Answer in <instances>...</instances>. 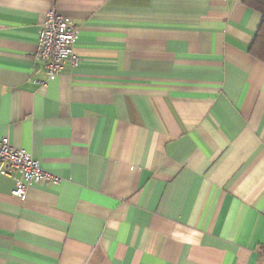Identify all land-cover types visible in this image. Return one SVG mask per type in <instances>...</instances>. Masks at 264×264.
Here are the masks:
<instances>
[{
	"label": "crops",
	"instance_id": "crops-1",
	"mask_svg": "<svg viewBox=\"0 0 264 264\" xmlns=\"http://www.w3.org/2000/svg\"><path fill=\"white\" fill-rule=\"evenodd\" d=\"M77 29L40 86L48 11ZM243 0H0V264H264V63Z\"/></svg>",
	"mask_w": 264,
	"mask_h": 264
},
{
	"label": "built area",
	"instance_id": "built-area-1",
	"mask_svg": "<svg viewBox=\"0 0 264 264\" xmlns=\"http://www.w3.org/2000/svg\"><path fill=\"white\" fill-rule=\"evenodd\" d=\"M76 38L77 29L68 20L54 10L46 13L37 39V56L44 64L41 87L59 75L67 59L72 65L77 64L73 52ZM0 175L13 180L14 188L10 195L20 200L26 198L30 185H56L60 182L58 177L45 172L30 153L14 148L7 136L0 137Z\"/></svg>",
	"mask_w": 264,
	"mask_h": 264
},
{
	"label": "trees",
	"instance_id": "trees-1",
	"mask_svg": "<svg viewBox=\"0 0 264 264\" xmlns=\"http://www.w3.org/2000/svg\"><path fill=\"white\" fill-rule=\"evenodd\" d=\"M243 3L260 16V25L248 48V52L253 58L264 63V0H243Z\"/></svg>",
	"mask_w": 264,
	"mask_h": 264
}]
</instances>
